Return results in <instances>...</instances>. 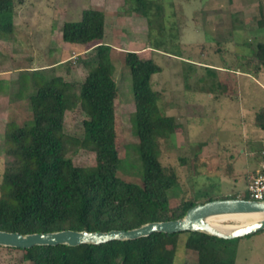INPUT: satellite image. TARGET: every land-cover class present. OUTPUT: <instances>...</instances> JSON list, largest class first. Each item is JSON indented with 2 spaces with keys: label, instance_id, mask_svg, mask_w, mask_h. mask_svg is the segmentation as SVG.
<instances>
[{
  "label": "trees",
  "instance_id": "trees-1",
  "mask_svg": "<svg viewBox=\"0 0 264 264\" xmlns=\"http://www.w3.org/2000/svg\"><path fill=\"white\" fill-rule=\"evenodd\" d=\"M131 2L130 11L148 22L153 38L151 49L161 52L166 45L160 40L166 30L162 7L150 0ZM22 3L23 0H0V38H11L17 7ZM260 26H264V20ZM155 29L158 36H153ZM105 30V13L93 8L84 10L80 21H67L64 25V42L92 45L97 51L92 60L85 62L88 75L79 88L60 72L49 74L46 67L21 74V87L15 97L21 100L24 89H31L25 96L31 117L23 122L10 121L5 130L9 161L1 184L0 231L30 235L66 230H133L149 223L181 219L197 204L238 199V195H215L210 189L187 187L180 203L172 206L169 193L184 179L183 165L187 163L183 158L171 161L174 136L181 125L158 108L162 95L154 90L152 80L162 73V67L137 52L128 53L125 65L132 78L136 110L131 122L139 141L128 143L125 149L128 160L140 163L141 180L128 181L119 175L124 159L116 130V69L109 56L110 48L103 43ZM238 60L235 68L225 69L258 77L264 71V41L257 43L255 56ZM185 63L191 71L197 66ZM205 68L206 75L198 79L195 91L208 95L221 92L219 70ZM78 108L87 116L83 138L70 137L65 130L67 112ZM255 124L264 130V107L257 112ZM80 149L93 152L95 164L77 166L70 151L76 153ZM228 242L188 231L101 245L8 249L26 252L25 259L32 264H176L182 247L194 256V264H235V250Z\"/></svg>",
  "mask_w": 264,
  "mask_h": 264
},
{
  "label": "rangeland",
  "instance_id": "rangeland-1",
  "mask_svg": "<svg viewBox=\"0 0 264 264\" xmlns=\"http://www.w3.org/2000/svg\"><path fill=\"white\" fill-rule=\"evenodd\" d=\"M150 1L162 7L166 30L160 40L166 45L161 52L151 49L148 22L130 11L131 0H23L18 5L14 33L9 40L0 38V70L7 71L0 76V196L9 161L4 138L7 124L31 117L25 97L31 89H24L23 99L15 97L21 87L20 76L46 67L49 74L60 72L79 88L88 75L85 62L92 60L97 51L92 45L64 42L62 30L67 21H80L83 11L93 8L105 13L103 43L110 48L116 69V130L124 159L119 175L128 181L141 180L140 163L128 160L125 149L128 143L139 141L131 122L136 110L132 78L125 65L128 53L137 52L162 67V73L152 80L154 90L162 95L158 108L181 125L174 136L171 161L183 158L187 163L183 165L184 179L169 193L172 206L180 203L187 187L248 198V177L259 166L264 140V130L255 124L257 112L264 107V75L259 86L251 77L237 78L225 67L235 68L242 56H255L257 43L264 41V26H260L264 0ZM153 10L156 12V7ZM153 36H158L157 29ZM185 61L197 65L194 71ZM205 67L219 70L221 92L208 95L195 91L198 79L206 75ZM86 119L79 108L68 111L67 135L83 138ZM70 157L77 166H90L96 161L95 154L84 149L70 151ZM226 224L239 222L228 220ZM228 244L235 250V264H264V230L229 240ZM25 255L24 251L1 247L0 264H32ZM194 260L193 255L179 249L176 264H194Z\"/></svg>",
  "mask_w": 264,
  "mask_h": 264
},
{
  "label": "water",
  "instance_id": "water-1",
  "mask_svg": "<svg viewBox=\"0 0 264 264\" xmlns=\"http://www.w3.org/2000/svg\"><path fill=\"white\" fill-rule=\"evenodd\" d=\"M260 215V218L230 230H222L211 225L208 219L222 215ZM264 230V202L247 199H219L197 204L178 220L154 222L133 230H113L110 232H88L66 230L54 233L23 235L17 232L0 231V247L31 249L35 246H80L101 245L111 241L136 240L157 233L201 232L224 240H234L256 234Z\"/></svg>",
  "mask_w": 264,
  "mask_h": 264
},
{
  "label": "built area",
  "instance_id": "built-area-1",
  "mask_svg": "<svg viewBox=\"0 0 264 264\" xmlns=\"http://www.w3.org/2000/svg\"><path fill=\"white\" fill-rule=\"evenodd\" d=\"M239 198L264 202V140L259 166L248 177V198Z\"/></svg>",
  "mask_w": 264,
  "mask_h": 264
},
{
  "label": "bare ground",
  "instance_id": "bare-ground-1",
  "mask_svg": "<svg viewBox=\"0 0 264 264\" xmlns=\"http://www.w3.org/2000/svg\"><path fill=\"white\" fill-rule=\"evenodd\" d=\"M260 218V215H248V214H242V215H222V216H215L208 219V222L218 227L222 230H230L236 226L241 225H247L255 220ZM228 220H234L236 222H239V224H226Z\"/></svg>",
  "mask_w": 264,
  "mask_h": 264
},
{
  "label": "crops",
  "instance_id": "crops-1",
  "mask_svg": "<svg viewBox=\"0 0 264 264\" xmlns=\"http://www.w3.org/2000/svg\"><path fill=\"white\" fill-rule=\"evenodd\" d=\"M58 63H60V62H58ZM55 67H58V66H60V65H54ZM15 71H17L18 70V68H16V69H14ZM218 70V69H217ZM8 71H10V72H12V69H10V70H8ZM7 71H3L2 69L0 70V76L1 75H3L4 73H6ZM264 72V71H263ZM231 73H233L234 75H235V77H237L238 78V76H245V77H247V78H250L251 77V79H252V81H254L255 83H257V85H261L262 83L260 82V78L261 77H263V75H264V73H261L258 77H254V76H249V75H244V74H241V73H239V72H231ZM264 78V77H263Z\"/></svg>",
  "mask_w": 264,
  "mask_h": 264
}]
</instances>
